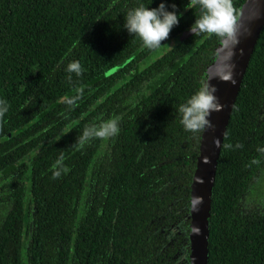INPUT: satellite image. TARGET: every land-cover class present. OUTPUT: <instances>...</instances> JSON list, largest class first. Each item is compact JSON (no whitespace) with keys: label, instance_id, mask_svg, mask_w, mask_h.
Returning a JSON list of instances; mask_svg holds the SVG:
<instances>
[{"label":"trees","instance_id":"1","mask_svg":"<svg viewBox=\"0 0 264 264\" xmlns=\"http://www.w3.org/2000/svg\"><path fill=\"white\" fill-rule=\"evenodd\" d=\"M189 1L165 4L178 12ZM141 2L0 0V98L9 104L0 137L23 127L0 142V207L12 202L0 208V264L189 263L190 184L202 130H185L177 109L204 78L219 38L161 41V55L150 57L122 26ZM243 2L234 0L238 12ZM198 14L191 5L168 36ZM73 59L83 71L67 81ZM81 84L84 95L69 110L60 98ZM112 114L120 115L114 137L77 146L87 123ZM259 148L264 23L219 150L205 264H264V204L241 201L264 168ZM60 152L68 171L52 178Z\"/></svg>","mask_w":264,"mask_h":264},{"label":"clouds","instance_id":"2","mask_svg":"<svg viewBox=\"0 0 264 264\" xmlns=\"http://www.w3.org/2000/svg\"><path fill=\"white\" fill-rule=\"evenodd\" d=\"M151 0L141 2L129 8L123 19V28L129 34L139 37L144 47L149 50L157 49L162 44L172 29L179 21L181 13L177 12L175 4H165V0H159L155 7H148ZM192 5L198 7L196 16L189 25V31L193 34L206 33L219 38L216 50V60L205 70L204 78L198 87L178 105L180 124L190 132H198L214 125L208 119L211 112L219 111L223 105L216 95V86L213 79L226 80L235 83L233 70L235 65L231 62L234 49L239 43L237 22L239 12L234 5V0H192ZM64 71L67 73L66 80L72 81L73 74L79 77L83 71L82 65L77 59L69 61ZM85 85L75 86L71 94L64 95L60 102L67 105L68 109L76 107L84 95ZM8 102L0 98V121L8 112ZM64 115L65 113H60ZM119 114H112L107 118H97L87 123L77 137V146L82 147L93 138L108 139L119 132ZM240 147L239 144L236 145ZM258 151L264 152V148ZM65 155L60 152L50 165L52 178H58L68 168L64 164ZM253 163H258L253 160ZM199 197L194 198L193 203H198Z\"/></svg>","mask_w":264,"mask_h":264},{"label":"water","instance_id":"3","mask_svg":"<svg viewBox=\"0 0 264 264\" xmlns=\"http://www.w3.org/2000/svg\"><path fill=\"white\" fill-rule=\"evenodd\" d=\"M188 7L179 13L183 14ZM264 23V0H244L240 6L237 22L239 43L234 49L232 63L235 83L226 80L213 79L216 86V95L223 107L219 111L211 112L208 119L214 127L201 131L199 153L196 159V167L190 184V230H189V263L205 264L207 251V221L210 204V190L217 167L220 146L231 114L234 99L239 88L241 77L246 68L252 48L258 33ZM188 29L177 35V40L190 35ZM202 40L198 42L201 43ZM217 50V49H216ZM216 60V57L213 61ZM212 61V62H213ZM211 62V63H212ZM21 128L14 129L2 137L0 142L10 138ZM199 197L198 203H193L194 198Z\"/></svg>","mask_w":264,"mask_h":264},{"label":"flooded vegetation","instance_id":"4","mask_svg":"<svg viewBox=\"0 0 264 264\" xmlns=\"http://www.w3.org/2000/svg\"><path fill=\"white\" fill-rule=\"evenodd\" d=\"M192 5V0L191 1H189L188 2V4H186L185 6H183L178 12H180V11H182L185 7H188V9L184 12V13H186L188 10H189V8H190V6ZM183 13V14H184ZM183 14H181L180 16H183ZM179 16V17H180ZM189 27H187V28H184V29H182V30H179L177 33H175L174 35H170V36H168L165 40H164V42H166L167 44H170L171 43V41H172V39H176L177 40V35L181 32V31H183V30H185V29H188ZM192 34V33H191ZM190 34V35H191ZM190 35H188V36H190ZM188 36H186V37H188ZM183 38H185V37H183ZM183 38H181V39H183ZM180 39V40H181ZM166 44V46H165V49H168V47H169V45H167ZM162 45V44H161ZM151 52H152V55L150 56V57H158V56H160L161 55V51L160 50H155V49H152L151 50ZM103 144V143H102ZM3 189H5V190H9V189H6V188H3ZM8 192H10V191H8ZM246 200H249V202H247L246 203ZM241 201H242V203H243V206L245 207L246 206V204H247V206H256V207H258V205L259 204H264V170H263V172H260L259 174H258V177L256 178V180L254 181V182H252V185L250 186V188L247 190V192L242 196V199H241ZM12 202L11 201H4V202H2L1 203V210L4 212V210H6L7 211V209L10 207V204H11ZM25 204V203H24Z\"/></svg>","mask_w":264,"mask_h":264},{"label":"rangeland","instance_id":"5","mask_svg":"<svg viewBox=\"0 0 264 264\" xmlns=\"http://www.w3.org/2000/svg\"><path fill=\"white\" fill-rule=\"evenodd\" d=\"M263 170H264V168H263V169H261V171H260V172H263ZM247 202H249V200H246V203H247Z\"/></svg>","mask_w":264,"mask_h":264}]
</instances>
